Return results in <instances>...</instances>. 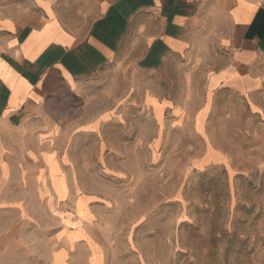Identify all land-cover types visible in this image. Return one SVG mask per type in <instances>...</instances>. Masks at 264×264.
<instances>
[{
    "label": "crops",
    "instance_id": "1",
    "mask_svg": "<svg viewBox=\"0 0 264 264\" xmlns=\"http://www.w3.org/2000/svg\"><path fill=\"white\" fill-rule=\"evenodd\" d=\"M34 3L0 18V216L13 218L0 247L25 264H106L75 181L81 142L110 121L155 145L188 122L229 137L261 117L264 0H99L85 30Z\"/></svg>",
    "mask_w": 264,
    "mask_h": 264
},
{
    "label": "rangeland",
    "instance_id": "2",
    "mask_svg": "<svg viewBox=\"0 0 264 264\" xmlns=\"http://www.w3.org/2000/svg\"><path fill=\"white\" fill-rule=\"evenodd\" d=\"M44 1L75 30L99 12V0ZM34 2L0 0V18L17 17ZM260 69L263 115L244 128L236 121L233 136H225L224 122L204 136L188 122L155 145L134 143L110 121L81 142L89 151L74 154L75 181L90 196L87 224L106 264H264V58ZM59 206L71 210L72 201ZM11 219L0 216V230ZM2 247L0 264H25V250Z\"/></svg>",
    "mask_w": 264,
    "mask_h": 264
}]
</instances>
